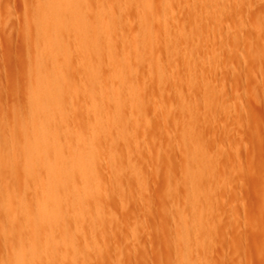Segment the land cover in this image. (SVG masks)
<instances>
[{"label":"rangeland","instance_id":"1","mask_svg":"<svg viewBox=\"0 0 264 264\" xmlns=\"http://www.w3.org/2000/svg\"><path fill=\"white\" fill-rule=\"evenodd\" d=\"M39 1L0 0V138L27 114L36 34L32 11ZM190 1L177 2L185 37L181 51L163 59V84L147 75V62L130 77L141 84L144 107L139 127L129 107L122 108L126 139L117 129L111 133L116 166L110 170L103 155L101 173L108 176H101V217L92 229L98 245L94 253L85 251L84 264H181L177 234L188 227L195 237L189 241L190 264H264V0H214L198 31L189 19L200 6ZM86 118L82 111L76 116L81 131ZM194 165L204 180L195 179V196L185 178ZM179 219L189 225L180 226ZM90 226H84L86 233Z\"/></svg>","mask_w":264,"mask_h":264},{"label":"bare ground","instance_id":"2","mask_svg":"<svg viewBox=\"0 0 264 264\" xmlns=\"http://www.w3.org/2000/svg\"><path fill=\"white\" fill-rule=\"evenodd\" d=\"M155 1L42 0L32 11L36 34L27 114L0 138V246L4 248L0 264H84L85 251L95 252L98 244L92 229L101 217L99 196L105 173L101 166L105 161L110 170L116 166L117 149L109 146L116 143L111 133L117 129L118 137L126 139L122 108L129 107V118L137 126L144 107L141 84L130 77L147 62L145 73L156 75L163 84L161 77L168 71L163 59L175 57L185 37L177 16L179 0H160L161 12ZM193 2L200 9L192 12L190 27L200 23L202 15L209 17L215 1ZM187 52L183 49L184 55ZM81 111L87 115L86 131L75 125ZM131 156L126 157L131 160ZM117 164L121 169L125 165ZM194 166L185 177L193 196L200 192L195 183L199 171ZM192 209L193 217L196 206ZM181 219L180 226L187 227L189 221ZM87 223L92 225L89 233L84 231ZM192 233L188 227L184 234H177L181 264H190Z\"/></svg>","mask_w":264,"mask_h":264}]
</instances>
